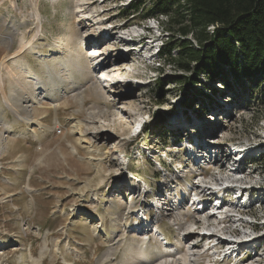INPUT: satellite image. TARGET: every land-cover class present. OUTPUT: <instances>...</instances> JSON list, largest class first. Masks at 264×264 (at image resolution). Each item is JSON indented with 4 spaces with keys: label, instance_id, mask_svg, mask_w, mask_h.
I'll use <instances>...</instances> for the list:
<instances>
[{
    "label": "rangeland",
    "instance_id": "obj_1",
    "mask_svg": "<svg viewBox=\"0 0 264 264\" xmlns=\"http://www.w3.org/2000/svg\"><path fill=\"white\" fill-rule=\"evenodd\" d=\"M130 1L0 0V264H184L188 243L196 241L200 243L192 264H212L213 248H208L214 241L198 235L185 242L181 235L185 225L205 213L176 209L173 201L177 191L188 192L199 182L194 178L199 167H191L185 147L187 137L193 144L198 137L201 142V132L219 141L223 152L206 173V185L215 177L220 185L227 177L234 179L228 169L236 161L230 164L228 154L243 149L236 158L242 168L251 162L248 183L262 186L246 191L258 199L249 203L246 215L235 217L252 222L249 228L239 225L243 231L256 224L251 214L259 224L264 222V92L206 81L208 96L189 108L194 91L174 81L183 74L176 63L159 57L148 41L149 51L140 52L144 39L121 41L103 30L100 19L111 12L117 16L113 23L130 27V37L138 25L144 32L148 28L158 45L168 40L166 17L149 20L142 9L122 15ZM98 35L112 44H91ZM118 42L114 55L126 54L123 49L133 42L139 50L127 54L128 64L121 69H99L92 54L100 53L102 59ZM149 54L156 59L155 68L147 64ZM75 59L82 63L77 69ZM118 80L121 84L109 86ZM162 85L163 100L157 95ZM127 93L131 95L120 102ZM5 94L24 115L52 130L20 119L7 106ZM158 118L161 129L155 124ZM143 121L144 130L136 134V123ZM160 162L168 171L160 170ZM133 182L146 186L145 197L134 198ZM167 195L172 198L167 200ZM228 195H222L227 204L238 203L231 200L233 193ZM142 199L147 202L144 213L158 215L163 206L161 228L169 244L145 232L150 226L142 231L133 226L145 214L130 215L127 208L142 211ZM213 220L209 223L214 226ZM202 224L195 232H205ZM259 228L264 234V227ZM261 242L264 237L256 243ZM256 253V264H264V246Z\"/></svg>",
    "mask_w": 264,
    "mask_h": 264
},
{
    "label": "trees",
    "instance_id": "obj_2",
    "mask_svg": "<svg viewBox=\"0 0 264 264\" xmlns=\"http://www.w3.org/2000/svg\"><path fill=\"white\" fill-rule=\"evenodd\" d=\"M141 9L144 18L167 19L163 30L170 34L159 57L183 71L173 79L194 91L189 108L208 96L206 81L264 92V0H131L122 15ZM155 124L164 127L159 118Z\"/></svg>",
    "mask_w": 264,
    "mask_h": 264
},
{
    "label": "bare ground",
    "instance_id": "obj_3",
    "mask_svg": "<svg viewBox=\"0 0 264 264\" xmlns=\"http://www.w3.org/2000/svg\"><path fill=\"white\" fill-rule=\"evenodd\" d=\"M111 12H108L107 14L108 15H111L110 14ZM113 16V15H112ZM117 17V16H116ZM115 17V18H116ZM115 18H114V16L113 17H111V20H115ZM104 30V29H103ZM105 40L106 39H101V37H100V35H98L94 40H91V44H93V45H101L100 46V48H102V47H106V46H110V44H112V41H109V40H107L106 42H105ZM138 41V40H137ZM103 42H105V43H103ZM141 44H139L138 46H139V49H140V52L141 51H143L144 49H146L147 48V50H149V46H148V44H147V42L146 41H142L141 40ZM119 43L120 42H118L117 44L115 43V47H114V49H112V51L110 52V53H108L105 57H103L102 59H100L101 58V54L100 53H97V54H92V57L97 61V63H98V67H100L99 69H101V70H109L110 68H113V69H121L122 68V66H124V65H126V64H128V60H126V59H128L127 58V54H129V52H127L126 54L125 53H119V54H117V55H114V54H112L113 53V50H115L116 49V46H118L119 45ZM139 43H140V41H139ZM112 46V45H111ZM136 46H137V43H136ZM97 47V46H96ZM96 47H94L95 49H96ZM120 48V47H119ZM89 50H91V49H89ZM76 60V59H75ZM75 62V67H73V68H76L79 64H80V62H79V60H76V61H74ZM73 62V63H74ZM82 64V63H81ZM80 64V65H81ZM70 66V65H69ZM80 67V66H79ZM78 67V68H79ZM83 68L84 67H81V69L79 68V70L81 71V70H83ZM77 69V68H76ZM85 69V68H84ZM98 69V68H97ZM96 69V70H97ZM78 70V71H79ZM100 79V78H99ZM2 80H3V78H2V75H0V83H1V88H2V90L4 91V86H3V82H2ZM20 80V79H19ZM121 81H123V80H121ZM18 83H20L19 81H18ZM118 84H121L120 83V80H118V81H112L111 82V85H109V86H112V87H114L115 85H118ZM99 86V85H98ZM100 87V86H99ZM105 87H107V86H105ZM25 90H26V92H30L29 91V88H25ZM99 92V91H98ZM30 95H32V94H30ZM129 95H131V93H127V94H125L122 98H120L119 99V101L120 102H122V101H125L127 98H128V96ZM5 102H6V104H7V106H9L12 110H14L15 111V114H17V116L20 118V119H22V120H24V121H27V122H33V123H36V124H38L39 125V127L42 129V128H44V129H47V130H52V127L51 126H49L48 124H46V123H44L43 121H41L40 119H36V118H30V117H28V116H26V115H24L22 112H21V110L20 109H18L15 105H13V103L10 101V99L7 97V95L5 94ZM36 102H38V101H36ZM5 104V105H6ZM40 107V106H39ZM106 126V125H105ZM44 132V131H43ZM195 133V132H194ZM203 135H205L203 132H201V134L199 135V136H201L202 138H203ZM201 138V139H202ZM108 141V140H107ZM187 141V140H186ZM198 141H200V138L198 137ZM206 146H208L209 145V143H206L205 144ZM213 149V148H212ZM241 153V152H240ZM233 154V155H232ZM237 154H239V153H234V150H231V153H230V155H232V159H233V157H237ZM221 160H219L218 158L216 159V163L217 162H220ZM238 163V164H237ZM239 165V160L237 159V161L235 162V164H234V170H236V171H230L231 173H233L232 175H233V178L234 179H232L231 177H227L226 179H225V182H227V183H230V182H234V180H235V177L236 176H238V174H240L238 171H237V169H240V168H238L237 166ZM236 166V167H235ZM212 177V176H211ZM213 179V181H216L217 183H218V181H219V178H217V177H215V178H212ZM224 179V178H223ZM212 181V182H213ZM176 182H178V181H176ZM207 183L208 184V181H203V183ZM211 184V183H210ZM220 185V184H219ZM205 190H203L202 192H204ZM225 191H227V189H225ZM135 210L137 209L136 207H133ZM176 209H178L177 208V206L175 207ZM197 208V207H196ZM234 208H235V205H234V203H231V204H226V206L225 207H211V209H209L208 211L207 210H203L202 212H199V211H194V212H198V213H200V216H202L203 215V213H205V215L203 216V218H198L197 220H196V222L194 223V222H190V224H188L187 226L185 225L183 228H182V233H181V235H182V237H183V241H190V240H192L195 236H198L199 234L198 233H196L195 232V230L194 229H192V227H193V225H195L198 221H200V222H202L203 224V231H205L204 233H206V239L207 240H209V241H214V244L215 243H217L218 242V240H219V236H221V237H227V235H228V233H230L231 232V226H224L223 224H220V223H218L217 222V220H218V217H216L215 216V214H217V215H219V216H221V217H225L226 216V213H228L227 212V210H230V211H232V210H234ZM133 209V210H134ZM225 212V213H224ZM142 213H144V211L142 212ZM138 215L139 214H141L140 212H138L137 213ZM144 214H146V212L144 213ZM208 216H211V217H208ZM229 216H233V215H229ZM210 218H211V220H213L214 218H215V220H213V223H215L216 225H211L210 223ZM240 220H242V219H239V220H235L234 222L235 223H237V222H239ZM210 222V223H209ZM137 223H138V227H140L141 229L142 228H144L145 226H146V228H148L150 225H148V224H146V223H148V220H141V222H139V221H137ZM153 227V226H152ZM251 229V228H250ZM143 230V229H142ZM141 230V231H142ZM152 231V230H151ZM264 236H259V238H263ZM163 240H165V241H168L167 240V238H166V236L165 237H163ZM199 243L200 242H195V243H192V244H190V243H188L189 245H188V251H187V253L181 258V260H182V262L184 263V264H192V262L195 260L194 259V257L196 256V253L197 252H194L195 251V249L196 248H198V246H199ZM225 243V242H224ZM243 242H239V243H234V242H226V244H227V248H226V250H225V257H224V260L226 259V257H229L230 255H232V250H234V249H237V247H242L243 245H241ZM167 244H169V243H167ZM185 244V243H184ZM207 244V243H206ZM246 244H248V242L246 243ZM172 248V247H171ZM211 248H213L212 249V253L211 254H217V250H216V247H215V245H213L212 247H209L208 248V250L209 249H211ZM197 251V250H196ZM205 251H207V249L205 250ZM204 251V252H205ZM252 254L251 253H248V257L249 256H251ZM257 255H260V254H257ZM258 260H260V258H258L257 259V261ZM223 262V261H222Z\"/></svg>",
    "mask_w": 264,
    "mask_h": 264
},
{
    "label": "built area",
    "instance_id": "obj_4",
    "mask_svg": "<svg viewBox=\"0 0 264 264\" xmlns=\"http://www.w3.org/2000/svg\"><path fill=\"white\" fill-rule=\"evenodd\" d=\"M247 234H248V230H247ZM238 249H241V248L239 247V248L233 250L234 251V254H233L234 257L233 258H235L234 259L235 261L239 260V257H240V252H239L240 250H238ZM243 253H245V255H248V245H247V250ZM252 261L257 262V258L254 257V259Z\"/></svg>",
    "mask_w": 264,
    "mask_h": 264
}]
</instances>
